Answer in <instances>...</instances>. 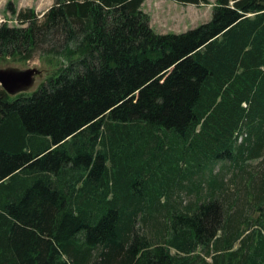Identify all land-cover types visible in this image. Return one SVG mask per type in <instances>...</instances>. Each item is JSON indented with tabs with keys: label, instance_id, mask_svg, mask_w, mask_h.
Segmentation results:
<instances>
[{
	"label": "trees",
	"instance_id": "obj_1",
	"mask_svg": "<svg viewBox=\"0 0 264 264\" xmlns=\"http://www.w3.org/2000/svg\"><path fill=\"white\" fill-rule=\"evenodd\" d=\"M144 1L7 4L0 62L66 65L0 89V264H264V0L180 34Z\"/></svg>",
	"mask_w": 264,
	"mask_h": 264
},
{
	"label": "rangeland",
	"instance_id": "obj_2",
	"mask_svg": "<svg viewBox=\"0 0 264 264\" xmlns=\"http://www.w3.org/2000/svg\"><path fill=\"white\" fill-rule=\"evenodd\" d=\"M216 0H209L208 5H180L172 0H145L142 5V11L150 16V26L157 34H180L188 30L194 29L201 24L208 22L211 18L212 5ZM11 4L16 11L31 8L35 10L37 18L41 20L42 14L52 6L53 0H0V19L12 21L16 19V14L6 10L7 4ZM38 52L34 57L26 62L19 63L11 60L0 62V72L15 73L18 75H26L25 81H21L16 86L6 90L3 85L0 89L7 92L9 99L12 100L20 93L34 92L40 83L47 77L51 76L59 66L66 65V59L51 58L41 56ZM18 74V75H16ZM11 75V76H12ZM137 99V98H136ZM256 162H252L251 166H255ZM252 217H258L254 213ZM254 239V244L256 243ZM238 243L234 246L236 249ZM211 261V258L206 260Z\"/></svg>",
	"mask_w": 264,
	"mask_h": 264
},
{
	"label": "water",
	"instance_id": "obj_3",
	"mask_svg": "<svg viewBox=\"0 0 264 264\" xmlns=\"http://www.w3.org/2000/svg\"><path fill=\"white\" fill-rule=\"evenodd\" d=\"M12 74L15 73H7V72H0V85H3V87L8 91L9 88L16 86L21 81H25L27 76L25 75H18L17 77H14ZM12 75V76H11ZM22 83V82H21ZM6 92V91H5ZM7 93V92H6Z\"/></svg>",
	"mask_w": 264,
	"mask_h": 264
},
{
	"label": "built area",
	"instance_id": "obj_4",
	"mask_svg": "<svg viewBox=\"0 0 264 264\" xmlns=\"http://www.w3.org/2000/svg\"><path fill=\"white\" fill-rule=\"evenodd\" d=\"M5 25L7 27H19L20 23L17 20V16L16 19L9 21V20H5V19H0V26Z\"/></svg>",
	"mask_w": 264,
	"mask_h": 264
}]
</instances>
